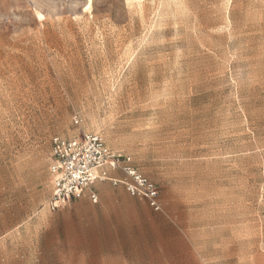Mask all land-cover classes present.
<instances>
[{
    "label": "rangeland",
    "instance_id": "obj_1",
    "mask_svg": "<svg viewBox=\"0 0 264 264\" xmlns=\"http://www.w3.org/2000/svg\"><path fill=\"white\" fill-rule=\"evenodd\" d=\"M82 131L159 211L108 181L46 208ZM0 264H264V0H0Z\"/></svg>",
    "mask_w": 264,
    "mask_h": 264
},
{
    "label": "built area",
    "instance_id": "obj_2",
    "mask_svg": "<svg viewBox=\"0 0 264 264\" xmlns=\"http://www.w3.org/2000/svg\"><path fill=\"white\" fill-rule=\"evenodd\" d=\"M74 123L78 124L79 120L74 119ZM110 169L125 178L112 176ZM49 171L52 191L45 204L49 211L80 198L92 183L103 181L114 186L121 184L129 195L147 200L154 211L161 209L155 183L138 170L129 155L113 152L98 133L82 131L70 139L52 137ZM90 198L97 200L95 194H90Z\"/></svg>",
    "mask_w": 264,
    "mask_h": 264
},
{
    "label": "crops",
    "instance_id": "obj_3",
    "mask_svg": "<svg viewBox=\"0 0 264 264\" xmlns=\"http://www.w3.org/2000/svg\"><path fill=\"white\" fill-rule=\"evenodd\" d=\"M104 182V181H103ZM114 189H110V191L108 192L109 193V195L108 196H111V195H113L116 191L117 192H120V193H123L124 192V194L126 193V194H128V192L126 191V189L124 188V186H123V188H124V190L126 191H124L123 189H117V187L118 186H121V184L120 185H117V186H114V185H112L110 182H108ZM102 183H99V182H95V183H92L85 191H84V194L81 196V197H87L88 199H90V200H92L91 198H90V194H95L96 195V197H97V200L96 201H93V202H97L98 201V199H99V197L101 196V195H103V192H104V187H103V185H101ZM116 190V191H115ZM129 195V194H128ZM130 197H132V198H134V199H137V200H142L143 198H138V197H133V196H131V195H129ZM80 197V198H81ZM102 197V196H101ZM80 198H77V199H80ZM74 200H76V199H74ZM67 204V203H66ZM65 204V205H66ZM65 205L64 206H62V207H60V208H63V207H65ZM149 206V205H148ZM59 208V209H60ZM58 210V209H57Z\"/></svg>",
    "mask_w": 264,
    "mask_h": 264
}]
</instances>
